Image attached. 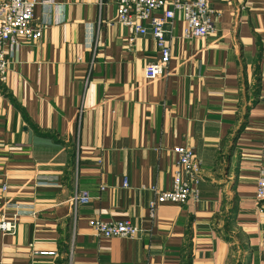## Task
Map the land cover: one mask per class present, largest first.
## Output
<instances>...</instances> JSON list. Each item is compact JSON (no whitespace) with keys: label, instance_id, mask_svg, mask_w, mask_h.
Segmentation results:
<instances>
[{"label":"crops","instance_id":"obj_1","mask_svg":"<svg viewBox=\"0 0 264 264\" xmlns=\"http://www.w3.org/2000/svg\"><path fill=\"white\" fill-rule=\"evenodd\" d=\"M210 4L214 30L182 37L175 19L165 69L148 78L154 40L127 49L113 2L35 0L41 33L7 47L0 84V215L21 205L0 232L2 264H264V0ZM176 144L199 161L198 198L150 211L148 185L170 186ZM79 189L89 198L73 204ZM89 217L139 230L102 237Z\"/></svg>","mask_w":264,"mask_h":264},{"label":"built area","instance_id":"obj_2","mask_svg":"<svg viewBox=\"0 0 264 264\" xmlns=\"http://www.w3.org/2000/svg\"><path fill=\"white\" fill-rule=\"evenodd\" d=\"M35 0H0V84L3 85L6 72V52L15 47L21 38L34 39L41 33V27L32 22V9ZM101 3H114L115 20L129 29L125 47L130 49L137 34L148 32L157 48V56L147 60L143 65V75L155 77L163 72L169 59V41L171 28L175 19L181 21L180 36H204L214 30L213 21L217 11L210 0H97ZM175 154L171 175V183L167 188H158L150 184L153 192L147 201L152 211L160 201L184 202L187 198H198L199 161L192 148L186 144H176L171 147ZM256 165L255 203L264 201V128L259 144V156ZM121 184L127 185V178L122 175ZM5 187L4 184L1 185ZM100 189L104 186L99 185ZM89 198L86 189L74 190L71 199L76 202H86ZM14 210H20L19 203H8ZM17 211V212H18ZM0 215V232H13L16 226V214ZM87 223L93 233L102 237H133L139 227L127 218L89 217ZM45 252V251H40ZM53 253V250L46 251ZM0 264H2L0 262Z\"/></svg>","mask_w":264,"mask_h":264}]
</instances>
